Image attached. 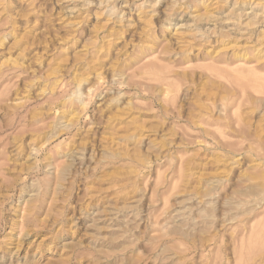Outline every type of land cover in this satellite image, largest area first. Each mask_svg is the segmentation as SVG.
Masks as SVG:
<instances>
[{
	"label": "rangeland",
	"instance_id": "1",
	"mask_svg": "<svg viewBox=\"0 0 264 264\" xmlns=\"http://www.w3.org/2000/svg\"><path fill=\"white\" fill-rule=\"evenodd\" d=\"M124 1L0 0V264H264V0Z\"/></svg>",
	"mask_w": 264,
	"mask_h": 264
},
{
	"label": "bare ground",
	"instance_id": "2",
	"mask_svg": "<svg viewBox=\"0 0 264 264\" xmlns=\"http://www.w3.org/2000/svg\"><path fill=\"white\" fill-rule=\"evenodd\" d=\"M104 3H105V2H103V1L100 2V3H99V6L103 5ZM123 3H124L125 5L129 4V2H128L127 0L124 1ZM118 9H119V8H118ZM115 10H116V8L114 7V8H113L114 13H115ZM122 13H123V12H122ZM122 17H123V16H122ZM241 72H242V71H241ZM246 80H247V79H246ZM235 83H236V82H235ZM251 83H252V82H251ZM240 84H241V83H240ZM249 84H250V83H249ZM252 85H253V84H252ZM238 86H239V85H238ZM241 87H242V85H241ZM242 88H243V87H242ZM244 88H245V86H244ZM233 91H234V90H233ZM237 91H238V90H237ZM233 94H235V93H233ZM241 95H242V94H241ZM237 96H238V95H237ZM230 97H231V96H230ZM232 99H234V98H232Z\"/></svg>",
	"mask_w": 264,
	"mask_h": 264
}]
</instances>
